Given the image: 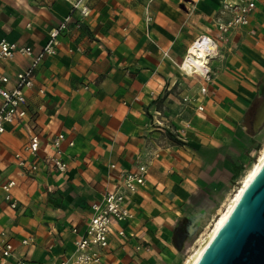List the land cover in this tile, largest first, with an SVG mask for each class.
Segmentation results:
<instances>
[{
	"label": "crops",
	"instance_id": "1",
	"mask_svg": "<svg viewBox=\"0 0 264 264\" xmlns=\"http://www.w3.org/2000/svg\"><path fill=\"white\" fill-rule=\"evenodd\" d=\"M225 1L236 0H89L84 25L71 23L56 53L36 65L33 85L24 89L26 115L0 136V264H60L89 223L91 204L116 186L122 170L139 164L147 173L131 194L133 217L112 224L105 263L182 264L197 227L219 213L264 140V122L256 124L264 98V0L255 1L247 25L219 39L217 21L229 18L219 13ZM68 11L65 0H0V41L36 56ZM202 34L218 40L209 80L180 66ZM189 55L206 60L194 47ZM31 61L18 51L0 59L8 77L2 86L11 89ZM201 85L208 93L197 112L182 98L198 96ZM58 133L64 171L49 159ZM33 136L40 142L35 155L26 149ZM17 153L37 162L34 179L18 166ZM10 180L15 208L2 189ZM5 242L14 248L8 258Z\"/></svg>",
	"mask_w": 264,
	"mask_h": 264
},
{
	"label": "built area",
	"instance_id": "2",
	"mask_svg": "<svg viewBox=\"0 0 264 264\" xmlns=\"http://www.w3.org/2000/svg\"><path fill=\"white\" fill-rule=\"evenodd\" d=\"M69 4V11L58 25L48 30V39L42 47L41 52L34 56L30 47H21L13 42L6 40L0 41V59L11 58L15 51L24 55L32 56V61L27 69H22L16 74V83L11 89H6L2 86L3 83L8 82V77L0 74V97L2 99L0 104V136L5 131L8 124H12L16 118H22L26 115L24 105L26 97L24 94L25 88H30L33 85V72L36 65L46 55H53L56 53L57 45L61 35L69 28L71 23L75 28H81L87 17L91 13L89 0H65ZM150 1V0H148ZM256 0H236L225 1L222 3L219 13L229 14L227 20L217 21V33L219 39H223L224 35L230 30L245 26L249 23V17L255 8ZM194 47L196 50H203L206 54L204 63H199L195 66L192 60L188 58L189 50ZM218 40L214 37L202 34L197 36L187 48L186 54L181 61V69L185 73H193L198 77L209 80L211 69L209 61L217 56ZM190 66L197 67V70L190 71ZM43 92V89H39ZM208 89L201 85L198 90V96L184 95L182 101L186 104H193L197 112L204 110L202 99L207 96ZM191 121H188L184 130L190 128ZM182 137V135H178ZM64 139V134L58 133L54 135L52 144L55 147V154L49 159L54 163L59 171L66 169V163L61 158V142ZM73 142L70 141L69 145ZM40 142L37 136L31 137L26 149L31 155H35L39 148ZM17 164L20 168L25 170L31 179H34L38 168L36 161H26L20 154H15ZM113 166V165H111ZM147 173V166L139 164L134 170H122L119 173V181L116 186L107 191L100 202H93L91 209L93 214L89 223L85 226L82 233L77 234L74 240V250L66 259L60 264H106L104 260L105 250L108 246V235L111 231L114 222H124L130 220L133 215L129 209L131 194L144 184V176ZM14 181L10 180L2 186L4 191V199L8 202L11 208L16 207V200L13 199L10 189L13 187ZM123 234V230L118 232ZM29 239H23L22 243L26 244ZM13 245L5 242L2 247V256L11 257L13 255ZM12 264H24L21 259L15 260Z\"/></svg>",
	"mask_w": 264,
	"mask_h": 264
},
{
	"label": "water",
	"instance_id": "3",
	"mask_svg": "<svg viewBox=\"0 0 264 264\" xmlns=\"http://www.w3.org/2000/svg\"><path fill=\"white\" fill-rule=\"evenodd\" d=\"M264 122V98L257 125ZM194 264H264V164Z\"/></svg>",
	"mask_w": 264,
	"mask_h": 264
},
{
	"label": "bare ground",
	"instance_id": "4",
	"mask_svg": "<svg viewBox=\"0 0 264 264\" xmlns=\"http://www.w3.org/2000/svg\"><path fill=\"white\" fill-rule=\"evenodd\" d=\"M203 56H206L203 50H200ZM188 58L192 60V63L198 65L199 63H204L200 59L196 57H192L188 55ZM206 58V57H205ZM190 71L197 70V67L190 66ZM264 164V145L259 150L256 159L253 160L250 167L246 170V173L239 181L238 186L233 190L232 194L229 196L228 200L224 204L223 209L218 213L216 219L212 222L210 228L198 239L195 247L190 251V253L186 256L184 262L182 264H194L199 255L204 251L207 247L208 243L215 235L216 231L222 224V222L226 219L228 214L233 209L241 191L248 184V182L258 173V171L262 168Z\"/></svg>",
	"mask_w": 264,
	"mask_h": 264
},
{
	"label": "rangeland",
	"instance_id": "5",
	"mask_svg": "<svg viewBox=\"0 0 264 264\" xmlns=\"http://www.w3.org/2000/svg\"><path fill=\"white\" fill-rule=\"evenodd\" d=\"M264 145V140L261 141V143L257 144L256 147L254 148V154L252 155L250 161L247 163L245 171L241 174V176L238 178L237 181H235L233 188L231 189V192L229 194V196L232 194L233 190L238 186V182L241 180V178L244 176V174L246 173V170L250 167V165L252 164L253 160L256 159V156L258 155L259 150L262 148V146ZM228 196V198H229ZM228 198L225 200L224 204L226 203V201L228 200ZM224 204L222 205V207H220L221 209L219 210V212L223 209ZM218 216V214L212 218V220L208 221V222H203L202 225H199L196 229V233L193 235V237L188 241L187 243V248L184 252L183 255V259L182 261L184 262L186 256L190 253V251L195 247L198 239L210 228L212 222L216 219V217ZM185 227V226H184ZM188 226H186L187 228ZM185 229V228H184ZM182 233H185L184 231ZM182 262V263H183Z\"/></svg>",
	"mask_w": 264,
	"mask_h": 264
}]
</instances>
